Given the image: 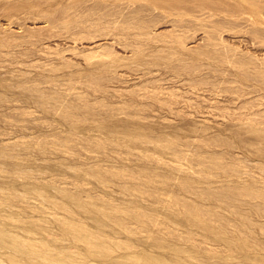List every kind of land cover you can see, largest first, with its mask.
Masks as SVG:
<instances>
[{
  "label": "rangeland",
  "instance_id": "obj_1",
  "mask_svg": "<svg viewBox=\"0 0 264 264\" xmlns=\"http://www.w3.org/2000/svg\"><path fill=\"white\" fill-rule=\"evenodd\" d=\"M263 103L264 0H0V264H264Z\"/></svg>",
  "mask_w": 264,
  "mask_h": 264
},
{
  "label": "bare ground",
  "instance_id": "obj_2",
  "mask_svg": "<svg viewBox=\"0 0 264 264\" xmlns=\"http://www.w3.org/2000/svg\"><path fill=\"white\" fill-rule=\"evenodd\" d=\"M3 53V52H2ZM211 91V90H210ZM220 93H218L217 95H219ZM217 95H214V96H216V98L218 97ZM218 98H220V97H218ZM223 98V97H222ZM264 104V103H263ZM210 105V104H209ZM260 105V104H259ZM261 105H262V103H261ZM241 106V105H240ZM246 106V105H245ZM264 106V105H263ZM259 107V106H258ZM245 108V107H244ZM214 109H216V108H214ZM249 110V109H248ZM243 111V110H242ZM245 111V110H244ZM254 111V110H253ZM258 111V110H257ZM246 112V111H245ZM251 112V111H250ZM257 113V112H256ZM258 113H259V111H258ZM263 113H264V111H263ZM243 114V113H242ZM254 114V113H253ZM261 117V116H260ZM260 117H257V118H260ZM249 117H247V119H248ZM262 118V117H261ZM264 118V117H263ZM262 118V119H263ZM258 121V123H259V119L257 120ZM262 121V120H261ZM260 121V122H261ZM186 164V163H185ZM185 168V167H184ZM11 251L12 252H15L16 253V255L15 256H17L18 255V253L20 252L21 254H23V246H22V244L19 242V241H17V240H15V239H13V243H12V246H11ZM12 254V253H11ZM14 256V257H15ZM19 256V255H18ZM8 258V257H7ZM19 258V257H18ZM12 259V262H16L15 260L16 259H14L13 257L11 258ZM17 260H19V259H17ZM25 264H27V263H25ZM56 264V263H55Z\"/></svg>",
  "mask_w": 264,
  "mask_h": 264
}]
</instances>
